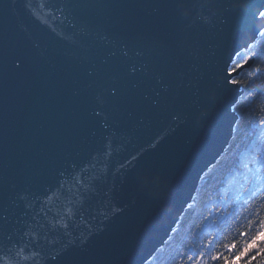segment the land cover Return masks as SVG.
<instances>
[{
	"label": "water",
	"instance_id": "1",
	"mask_svg": "<svg viewBox=\"0 0 264 264\" xmlns=\"http://www.w3.org/2000/svg\"><path fill=\"white\" fill-rule=\"evenodd\" d=\"M260 12L0 0V264L148 262L234 135Z\"/></svg>",
	"mask_w": 264,
	"mask_h": 264
},
{
	"label": "trees",
	"instance_id": "2",
	"mask_svg": "<svg viewBox=\"0 0 264 264\" xmlns=\"http://www.w3.org/2000/svg\"><path fill=\"white\" fill-rule=\"evenodd\" d=\"M249 59L254 65L235 78L244 94L234 106L239 119L232 139L166 244L145 264H264V241L258 238L264 232V30L232 68ZM234 177L238 182H231ZM212 201L222 203L213 208ZM201 229L206 231L194 235ZM253 237L256 248L237 260Z\"/></svg>",
	"mask_w": 264,
	"mask_h": 264
},
{
	"label": "snow or ice",
	"instance_id": "3",
	"mask_svg": "<svg viewBox=\"0 0 264 264\" xmlns=\"http://www.w3.org/2000/svg\"><path fill=\"white\" fill-rule=\"evenodd\" d=\"M260 16L264 17V12H260ZM123 54L127 55L126 52H124ZM135 71H136V68H135V66H133V68L131 69V72L134 73ZM233 83H235V81H233ZM118 91H119L118 88H116L115 86L112 89H110V92L113 95L117 94ZM94 115L98 117V116H100V112L94 111ZM258 238L261 241H264V232H260L258 234ZM256 239H257V237H253L248 243L245 244V247L243 248V250L239 252V254L237 256V260H239L240 257L247 255L252 249L256 248ZM226 247L231 249V248H234L235 245L234 244L233 245H226ZM261 251H264V249H261ZM213 259H215V257H213ZM225 260L227 262V258H225Z\"/></svg>",
	"mask_w": 264,
	"mask_h": 264
},
{
	"label": "rangeland",
	"instance_id": "4",
	"mask_svg": "<svg viewBox=\"0 0 264 264\" xmlns=\"http://www.w3.org/2000/svg\"><path fill=\"white\" fill-rule=\"evenodd\" d=\"M231 182H238V180H237V178L236 177H234V178H232V180H231ZM227 202V201H226ZM203 229H201L200 231H199V234L198 235H201V231H202ZM204 230H206V229H204ZM210 230H212V229H210Z\"/></svg>",
	"mask_w": 264,
	"mask_h": 264
},
{
	"label": "flooded vegetation",
	"instance_id": "5",
	"mask_svg": "<svg viewBox=\"0 0 264 264\" xmlns=\"http://www.w3.org/2000/svg\"><path fill=\"white\" fill-rule=\"evenodd\" d=\"M210 203L213 204V208H216L217 204H220V203L215 204V201H212V202H210ZM221 203H222V202H221ZM198 234H199V232L195 233L194 235L197 236Z\"/></svg>",
	"mask_w": 264,
	"mask_h": 264
}]
</instances>
